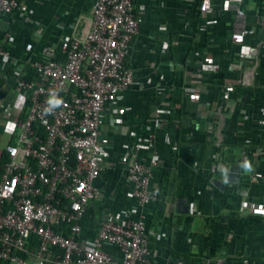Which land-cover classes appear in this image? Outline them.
I'll return each instance as SVG.
<instances>
[{
	"label": "built area",
	"instance_id": "obj_1",
	"mask_svg": "<svg viewBox=\"0 0 264 264\" xmlns=\"http://www.w3.org/2000/svg\"><path fill=\"white\" fill-rule=\"evenodd\" d=\"M46 1V16L34 20L35 0H0V127L10 137L0 149V264H193L184 257L153 261L157 254L149 227L153 205L161 197L155 170L164 163L153 136L148 140L149 161L133 146L134 132L128 154L120 159L133 210L109 213L92 237L84 236L91 204L103 199L95 183L107 167L104 125L112 106L134 85V69L127 60L146 17L136 0H96L88 14H71L61 9L63 4ZM214 7V0H201L191 9L194 20L206 21ZM247 9L245 0H225V10H234L236 17L220 25L226 39L240 47L241 57L250 55L244 41L252 32L242 25ZM256 13L258 25H264V12ZM18 19L33 26L32 38L23 37ZM49 27L53 32L48 36ZM198 29L207 38L214 27ZM168 46L169 42L163 45ZM251 56L252 65L241 79L248 89L254 87L264 62V56ZM203 62L207 68L208 56ZM159 80L156 95L163 89L164 80ZM5 85L6 97L14 103H3ZM53 96L63 103L49 110ZM259 106L264 111V101ZM171 115L166 111L165 121ZM200 127L211 130L207 122ZM200 127L194 124L199 131ZM214 137L217 146L225 144L222 127ZM239 212L264 216V203L242 200ZM181 232L177 227L172 234ZM197 264L225 262L218 258Z\"/></svg>",
	"mask_w": 264,
	"mask_h": 264
},
{
	"label": "crops",
	"instance_id": "obj_2",
	"mask_svg": "<svg viewBox=\"0 0 264 264\" xmlns=\"http://www.w3.org/2000/svg\"><path fill=\"white\" fill-rule=\"evenodd\" d=\"M52 1L63 4L61 9L71 14H88L96 3ZM214 1V10L198 24L191 9L201 0H136L146 18L127 60L134 69V85L106 118L107 167L95 183L103 199L91 204L84 222L85 237H92L96 225L109 213L130 210L135 204L120 162L128 154L134 132L133 146L141 158L149 161L152 145L148 140L153 136L164 162L155 170L161 197L153 205L149 227L151 248L157 254L153 261L184 257L197 264L223 258L225 264H264V216L239 212L242 200L264 203V111L259 106L264 101V62L253 88L241 82L252 65L251 55L264 56V25H258L256 13L257 9L264 12V0H245L248 16L242 25L252 32L244 41V51L250 54L246 57H241L240 47L229 42L220 29L223 23L234 22L235 11L225 10V0ZM33 10L32 18L42 20L48 2L35 0ZM17 22L23 37L32 38L33 26L22 19ZM203 25L214 27L207 38L198 29ZM48 29V36L52 35V28ZM165 42L170 46L164 48ZM207 56L210 63L203 68ZM159 79L164 80L163 89L156 95ZM4 88L3 103H14L15 99L6 97L8 85ZM169 110L172 115L165 121ZM205 122L211 130L200 127ZM196 123L200 131L194 128ZM220 127L226 142L217 146L214 132ZM245 131L248 134L243 135ZM0 136L5 137V146L10 137L1 127ZM177 227L182 232L174 237ZM109 251L120 259L114 249Z\"/></svg>",
	"mask_w": 264,
	"mask_h": 264
},
{
	"label": "clouds",
	"instance_id": "obj_3",
	"mask_svg": "<svg viewBox=\"0 0 264 264\" xmlns=\"http://www.w3.org/2000/svg\"><path fill=\"white\" fill-rule=\"evenodd\" d=\"M48 103H49V106H50L49 110H51V109H53V108L59 107V106L63 103V101H62L61 99H58V98H56L55 96H53V97L49 100ZM245 167H246V168L249 167V166L247 165V163L245 164Z\"/></svg>",
	"mask_w": 264,
	"mask_h": 264
},
{
	"label": "rangeland",
	"instance_id": "obj_4",
	"mask_svg": "<svg viewBox=\"0 0 264 264\" xmlns=\"http://www.w3.org/2000/svg\"><path fill=\"white\" fill-rule=\"evenodd\" d=\"M4 144H5V137L0 136V147L4 146Z\"/></svg>",
	"mask_w": 264,
	"mask_h": 264
},
{
	"label": "trees",
	"instance_id": "obj_5",
	"mask_svg": "<svg viewBox=\"0 0 264 264\" xmlns=\"http://www.w3.org/2000/svg\"><path fill=\"white\" fill-rule=\"evenodd\" d=\"M6 158H7V156H6V154L4 153L3 156H2L3 161L6 160ZM0 164H1V163H0Z\"/></svg>",
	"mask_w": 264,
	"mask_h": 264
}]
</instances>
